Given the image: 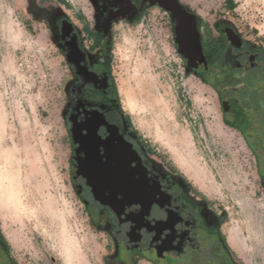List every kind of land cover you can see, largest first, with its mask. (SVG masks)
<instances>
[{"label":"rangeland","instance_id":"374dc122","mask_svg":"<svg viewBox=\"0 0 264 264\" xmlns=\"http://www.w3.org/2000/svg\"><path fill=\"white\" fill-rule=\"evenodd\" d=\"M67 1L71 14H81L82 3ZM181 2L208 24L231 22L264 50V0ZM113 44L110 70L121 108L150 158L215 205L241 264H264V190L254 156L223 121L214 91L186 70L167 13L148 9L135 24L121 25ZM68 75L29 0H0V231L16 264H65V253L71 264L104 262L105 236L70 180ZM234 229L241 247L229 239Z\"/></svg>","mask_w":264,"mask_h":264},{"label":"flooded vegetation","instance_id":"af4514ba","mask_svg":"<svg viewBox=\"0 0 264 264\" xmlns=\"http://www.w3.org/2000/svg\"><path fill=\"white\" fill-rule=\"evenodd\" d=\"M76 1L84 5L81 14H71L67 0L29 4L66 62L70 180L105 236L103 264H241L227 242L223 215L182 176L150 158L121 108L110 70L115 35L160 7L155 0ZM178 2L195 17L203 61L187 66V45L178 54L186 70L214 91L225 124L245 139L264 190V50L231 22L208 24ZM166 13L178 49L176 20ZM186 32L190 37L194 30ZM0 264H16L1 231Z\"/></svg>","mask_w":264,"mask_h":264},{"label":"water","instance_id":"95a60500","mask_svg":"<svg viewBox=\"0 0 264 264\" xmlns=\"http://www.w3.org/2000/svg\"><path fill=\"white\" fill-rule=\"evenodd\" d=\"M158 6L166 12H169L176 20L175 26V41L178 45L177 52L184 55L181 50L182 45H187L189 50L192 52V56L185 58L187 59V66L190 65L191 61L202 62L201 47L199 44L198 36L195 29V17L189 14L184 7L178 2V0H155ZM192 27L194 30L193 36L187 37L186 31ZM189 38V39H188Z\"/></svg>","mask_w":264,"mask_h":264},{"label":"bare ground","instance_id":"6f19581e","mask_svg":"<svg viewBox=\"0 0 264 264\" xmlns=\"http://www.w3.org/2000/svg\"><path fill=\"white\" fill-rule=\"evenodd\" d=\"M126 98V97H125ZM123 104V103H122ZM127 106V105H126ZM131 106V105H130ZM134 107V106H133ZM133 107H132V109H133ZM128 108V107H127ZM131 109V110H132ZM130 111V110H129ZM131 113V112H130ZM151 116V115H150ZM183 151V150H182ZM185 153V152H184ZM186 154V153H185ZM175 155V157H176V160H177V163L183 168V169H186L185 167H184V165L181 163V160L180 159H178V155H179V153H175L174 154ZM209 182V181H208ZM210 187V186H209ZM214 190V189H213ZM211 191H212V189H211ZM216 193V192H215ZM4 207H3V203H2V199H1V195H0V214H1V211H2V209H3ZM15 237V236H14ZM247 237V236H246ZM16 239V238H15ZM229 239H230V241L235 245V246H237V247H241V242H242V240H241V236H240V233L238 232V230H236V229H234V230H232L231 232H230V237H229ZM245 241V240H244ZM13 244V243H12ZM11 244V245H12ZM249 247H251V246H249ZM248 247V248H249ZM64 249V248H63ZM248 250V249H247ZM70 253H65V256H64V262H65V264H71V262H70ZM72 257V256H71Z\"/></svg>","mask_w":264,"mask_h":264}]
</instances>
